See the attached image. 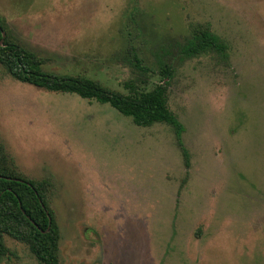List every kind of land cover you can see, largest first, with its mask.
Instances as JSON below:
<instances>
[{
  "label": "rangeland",
  "instance_id": "obj_1",
  "mask_svg": "<svg viewBox=\"0 0 264 264\" xmlns=\"http://www.w3.org/2000/svg\"><path fill=\"white\" fill-rule=\"evenodd\" d=\"M0 17L54 73L127 93L163 82L158 57L172 68L166 104L188 166L166 123L136 125L0 64V170L47 180L59 264H264V0H0ZM196 24L224 40L226 59H177ZM2 239L0 264H42Z\"/></svg>",
  "mask_w": 264,
  "mask_h": 264
},
{
  "label": "trees",
  "instance_id": "obj_2",
  "mask_svg": "<svg viewBox=\"0 0 264 264\" xmlns=\"http://www.w3.org/2000/svg\"><path fill=\"white\" fill-rule=\"evenodd\" d=\"M3 31L5 22L0 17V64L13 79L49 91L74 93L109 104L122 115L131 117L139 126L164 122L173 131L185 166L189 165V152L182 141L184 126L166 104L165 85L172 73L169 63L161 61L160 57L157 59L158 71L163 79L161 84L149 91L129 87L127 93H122L87 77L44 70L40 56L6 36L2 38ZM176 47L178 60L201 53H214L222 59L227 58L226 43L210 30L208 24L191 27L189 35L182 42H177ZM129 62L142 75L148 70L133 49ZM6 157L0 144V159L5 160ZM46 188V179L25 178L21 174L0 170V256L4 253L2 238L6 234L25 242L42 264H59V231L44 195Z\"/></svg>",
  "mask_w": 264,
  "mask_h": 264
},
{
  "label": "water",
  "instance_id": "obj_3",
  "mask_svg": "<svg viewBox=\"0 0 264 264\" xmlns=\"http://www.w3.org/2000/svg\"><path fill=\"white\" fill-rule=\"evenodd\" d=\"M4 37V33H2V38Z\"/></svg>",
  "mask_w": 264,
  "mask_h": 264
}]
</instances>
